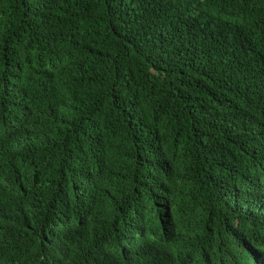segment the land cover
<instances>
[{"label": "trees", "instance_id": "1", "mask_svg": "<svg viewBox=\"0 0 264 264\" xmlns=\"http://www.w3.org/2000/svg\"><path fill=\"white\" fill-rule=\"evenodd\" d=\"M0 264H264V0H0Z\"/></svg>", "mask_w": 264, "mask_h": 264}]
</instances>
